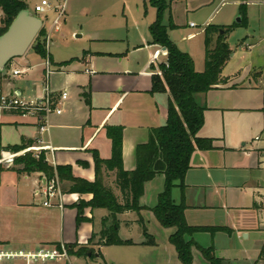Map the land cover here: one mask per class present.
Returning a JSON list of instances; mask_svg holds the SVG:
<instances>
[{"label":"crops","instance_id":"obj_1","mask_svg":"<svg viewBox=\"0 0 264 264\" xmlns=\"http://www.w3.org/2000/svg\"><path fill=\"white\" fill-rule=\"evenodd\" d=\"M22 1L28 9L32 0ZM48 1L51 7L47 13L56 14L58 0ZM108 2L93 0L90 7L86 0H79L76 10L89 12L99 26L106 19L103 16L111 13ZM211 4L213 10L205 18V26L200 32L188 34L187 40L203 33L215 14L227 6L228 11L217 26L225 28L238 24L234 19H240L241 4L246 6L247 26L226 34L231 50L221 74L227 80L226 84L195 96L196 103L204 108V123L197 137L213 140L214 149L192 153L184 176V187L182 190L174 187L171 198L175 204H184V219L189 226L231 230L230 234L217 232L213 236L199 232L187 240H193L202 248L212 247L214 255L218 251L223 252L225 247L238 244L240 235L251 240L250 246L261 240L263 244L255 260L251 257L239 260L216 257L230 263L237 260L243 264H264V259L262 261L260 257L264 245V219L259 204V195L264 188V174L260 176L264 171V0H212ZM2 18L0 9V25ZM189 25L188 28H192ZM50 32H54L53 25ZM98 35L101 37V33ZM51 45L53 41L50 39ZM147 45L154 51H149L147 62L137 72L127 68L110 70L105 64L96 69L95 55L103 58L110 56L104 50L85 54L78 60L81 62L77 63L76 69L70 63L61 65L69 61L56 62L48 53L54 77L49 88L52 92L66 91L69 96L62 106V115H51L46 131L41 133L36 117L1 113V146L24 143L31 151H43L50 166H70L74 177L93 182L95 157L108 160L111 156V143L106 137L105 127L121 126L122 165L125 171H134L136 147L146 143L149 131L163 126L167 118V96L150 93L151 77L159 73L157 66L165 63L166 51L152 45L151 38ZM157 52H160L158 60L163 59L161 62L153 60ZM204 52L205 48L203 65L200 56L197 62L194 54L184 52L192 58L198 73L204 70ZM26 56L27 52L0 71V92L6 69L10 71L9 76L15 70L20 71V75L12 78L23 75L27 90L33 86L29 68L20 66V60ZM48 82H51V77ZM7 94L22 96V91L14 88ZM85 94L89 95L88 103ZM41 95L38 93L34 98ZM9 168V165L0 162L1 246L16 251H31L43 246L77 244L89 249L84 258L70 257L69 264H72L71 259L82 260L84 264H181L168 240L173 230L161 227L151 212L164 188L162 175L144 184L139 198V206L143 210L139 214L126 212L115 216L114 228L118 238L133 245L98 246L101 221L109 216L107 210L84 208V221L76 226L77 207L80 202H89L91 195L62 193V208H47L43 206L45 198L42 192L47 185L44 176L40 173L17 174ZM100 173L104 185L111 188L120 201V194L114 187V172L102 168ZM63 187L68 188L69 184L63 183ZM51 202L56 204V200ZM139 218L146 233L153 237L154 245L142 244L145 238ZM78 228H83L84 237L90 234L89 237L79 241ZM222 241L227 246L222 245ZM192 264L208 263L194 249Z\"/></svg>","mask_w":264,"mask_h":264},{"label":"trees","instance_id":"obj_2","mask_svg":"<svg viewBox=\"0 0 264 264\" xmlns=\"http://www.w3.org/2000/svg\"><path fill=\"white\" fill-rule=\"evenodd\" d=\"M175 1L186 0H149L156 10V19L149 26L151 44L164 48L166 61L157 66L158 74L151 77V90L153 95L164 94L167 96L166 123L149 131L148 141L136 147V168L134 171H125L122 165V138L121 126H106L105 134L111 143V156L108 160L95 157V180L88 182L72 175L70 166H50L45 159V153L40 151L25 152L13 159V165L9 168L17 174L40 173L45 181H57L62 193L89 194L92 196L87 203L80 202L77 207V224L84 221L83 209H105L109 216L101 221V231L98 235V246H131L130 241H122L118 238L115 216L126 212L140 213L139 198L143 193L144 184L153 180L157 175L164 177V188L157 198L156 206L151 210L154 218L164 229L173 230L169 236V243L174 247L177 258L181 264H192V250L199 252L208 264H223V261L214 255L212 247L202 248L193 240H187L194 234L206 232L214 235L217 232L231 233L228 228L221 227H194L189 226L184 219V204H175L171 198V190L178 186L184 187V176L189 169V161L196 150L208 151L214 149L213 140L197 137V133L204 123V108L196 101L197 94L206 93L226 84L227 80L221 77L222 70L229 61L231 50L227 43L226 34L238 27L247 26L246 6L239 7L240 22L228 27L208 25L203 29L204 35V70L198 73L194 69L192 58L180 51L173 44L167 34V28L162 24V14L170 9ZM242 2L246 0H241ZM0 9L3 18L0 25V36L6 32L15 16L25 9L27 5L22 0H0ZM173 27V26H172ZM223 30V34L219 31ZM46 31L40 30L33 42L31 49L44 60L51 57L45 49ZM214 38L215 41H214ZM65 62L61 65L69 64ZM10 62L5 68H8ZM52 64V63H51ZM86 102L89 95L85 94ZM27 149L24 143L20 145L2 147L0 142V159L2 153H21ZM114 172V187L120 194V201L113 190L103 183L101 169ZM63 183L69 187L64 188ZM147 246L154 245L153 237L146 233L143 221L139 218ZM94 237V236H93ZM92 237V238H93ZM68 254L77 257L86 256L85 247L77 244L67 245ZM78 248L72 253V250ZM264 259V245L260 257Z\"/></svg>","mask_w":264,"mask_h":264},{"label":"rangeland","instance_id":"obj_3","mask_svg":"<svg viewBox=\"0 0 264 264\" xmlns=\"http://www.w3.org/2000/svg\"><path fill=\"white\" fill-rule=\"evenodd\" d=\"M40 1L41 0H37L36 2L32 0L29 2L28 9L35 17L42 20L44 29L49 35V39L53 41V45L48 46V49H46L45 44V49L46 51L48 50L47 52L51 54L56 62L70 61L73 59L70 64L76 69L77 63L81 62H78V60H81L85 54L104 50L109 53L110 56L103 58V56L95 55L94 63L96 69H100L99 67L105 64L111 68L110 70L127 68L128 70L137 72L142 68L145 62H147L149 51H154L151 46L147 45V42L150 43L149 26L153 20L156 19V10L151 6L149 0H108L111 13L103 16L106 19L103 22L101 21L100 23L102 24L99 26L97 24L98 22H96L89 12H79V10H76L79 0H67L65 15L59 22L58 30L52 32V34L50 32L51 26L57 15L52 13L48 14L47 12L44 14H36L34 12V5ZM86 1L90 4V7H92L93 0ZM211 1L212 0L175 1L171 3L170 9L166 10L161 17L162 24L167 28L169 40L175 44L180 51H188L194 54L197 62L198 56H200L202 65L204 48L203 33L201 32L189 40H187L186 37L190 33L200 32L205 26L204 20L206 17H209L213 10ZM227 7L216 13L209 25L217 26L222 22V19L228 11ZM236 19L234 20L236 21ZM190 23H193L195 28H188ZM97 30L100 32L98 33ZM100 33L101 37L98 35ZM94 39L99 41H93ZM32 46L33 44L31 47ZM31 47L27 51V56L20 60V66L29 68L28 74L33 77V86L27 90L22 78L24 76L12 78V76H9V69H6L1 80L2 93L7 94L10 89L18 88L22 91L23 97L30 99L34 98L38 93L42 94L45 86H50V84H52L54 77L52 74L49 76L46 75L45 60L33 52ZM162 60L163 59L160 58L158 61L161 62ZM154 64L156 63L154 62ZM50 69L53 71L52 65ZM149 71L151 72L148 68V72ZM50 77L51 82H48ZM57 79L58 77H56L55 81H57ZM0 115L2 114L0 113ZM2 156L5 158L7 157V155ZM3 164L12 167L13 162L10 164ZM263 174L264 171L262 170L260 176H263ZM263 197L264 188H262L259 195L260 199ZM261 210V217L264 219V205H261ZM76 226L79 225L76 223ZM81 229L83 228H78L77 232L79 241L90 235L84 237ZM238 238V244H234V247H225L223 252L218 251L215 256H225L229 259L238 260L242 257H251L252 260H255L258 254L257 251L261 248L263 242L259 240L254 246H250L251 240H246L243 235L238 236ZM221 244L226 245L227 243L222 241ZM77 249L78 248L73 249L72 253L77 251ZM88 250V248H85L86 252ZM193 252L194 249L192 250V256ZM70 257L84 258L85 256L77 257L72 254V256L69 255V259ZM261 260L263 261V256ZM236 261L232 263L223 261V264H243L242 261ZM71 263L84 264L82 260L76 259H71ZM251 264L253 263L251 262Z\"/></svg>","mask_w":264,"mask_h":264},{"label":"built area","instance_id":"obj_4","mask_svg":"<svg viewBox=\"0 0 264 264\" xmlns=\"http://www.w3.org/2000/svg\"><path fill=\"white\" fill-rule=\"evenodd\" d=\"M67 0H58V4L55 7L56 19L53 21L54 31L58 30L59 22L65 15V6ZM51 5L48 0H41L34 5V12L36 14H44L50 9ZM190 27L194 28L195 25L191 23ZM46 49L49 46V35L46 34ZM48 51V50H47ZM48 53V52H47ZM160 52H157L154 56V61L158 60ZM51 63L48 58L45 59V72L49 76L53 71L50 69ZM20 75V71H13L12 76ZM69 96L66 91L52 92L48 85L45 86L42 95L36 98H25L16 94H4L0 92V113H14L23 117L30 116L36 117L39 121L40 132H44L47 129L48 118L51 115H62V106L67 102ZM25 152H33L35 154L39 152L26 149L21 153L13 154L10 152L2 153L7 155L5 158L2 156L0 162L12 163L14 157L23 154ZM42 195L45 200L43 206L51 208L57 206L62 208V192L58 182L51 181L45 186ZM51 200H56V204H52ZM260 205H264V197L259 201ZM69 264V254L66 246L60 244L57 246H43L31 251H15L7 249L0 245V264Z\"/></svg>","mask_w":264,"mask_h":264},{"label":"water","instance_id":"obj_5","mask_svg":"<svg viewBox=\"0 0 264 264\" xmlns=\"http://www.w3.org/2000/svg\"><path fill=\"white\" fill-rule=\"evenodd\" d=\"M236 22L239 23L240 19H236ZM41 29L42 22L28 9L20 11L15 16L6 32L0 36V71H3L9 62L22 57L30 49ZM223 33V30L219 31V34Z\"/></svg>","mask_w":264,"mask_h":264}]
</instances>
